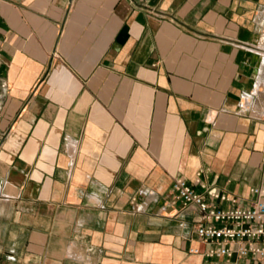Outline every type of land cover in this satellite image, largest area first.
<instances>
[{
	"label": "crops",
	"instance_id": "1",
	"mask_svg": "<svg viewBox=\"0 0 264 264\" xmlns=\"http://www.w3.org/2000/svg\"><path fill=\"white\" fill-rule=\"evenodd\" d=\"M263 27L264 0H0V264H234L189 254L171 181L264 189Z\"/></svg>",
	"mask_w": 264,
	"mask_h": 264
},
{
	"label": "built area",
	"instance_id": "2",
	"mask_svg": "<svg viewBox=\"0 0 264 264\" xmlns=\"http://www.w3.org/2000/svg\"><path fill=\"white\" fill-rule=\"evenodd\" d=\"M1 56V52H0ZM171 203L183 208L193 207L200 214L201 224L196 235L206 246L201 251L189 248V254H201L206 258L236 257L234 264H260L264 260V189L253 188L256 196L247 207L231 206L225 209L209 204L184 178L171 181ZM216 197V195H213Z\"/></svg>",
	"mask_w": 264,
	"mask_h": 264
},
{
	"label": "rangeland",
	"instance_id": "3",
	"mask_svg": "<svg viewBox=\"0 0 264 264\" xmlns=\"http://www.w3.org/2000/svg\"><path fill=\"white\" fill-rule=\"evenodd\" d=\"M264 36V27L259 32L256 42L253 44L255 46L254 50L256 51V48H264V44L262 41V37ZM259 46V47H258ZM259 62L257 65V70L255 74L256 83L253 86L251 92L245 101V105H247L248 108H253L256 115L264 121V59L258 55ZM259 86V87H258Z\"/></svg>",
	"mask_w": 264,
	"mask_h": 264
},
{
	"label": "bare ground",
	"instance_id": "4",
	"mask_svg": "<svg viewBox=\"0 0 264 264\" xmlns=\"http://www.w3.org/2000/svg\"><path fill=\"white\" fill-rule=\"evenodd\" d=\"M262 41L264 44V36L262 37ZM259 47V46H258ZM257 50L255 51L258 55H260L264 59V48H256ZM259 87V86H258Z\"/></svg>",
	"mask_w": 264,
	"mask_h": 264
}]
</instances>
